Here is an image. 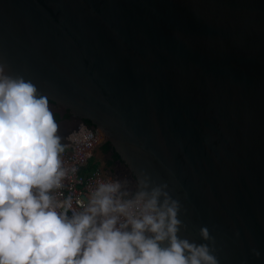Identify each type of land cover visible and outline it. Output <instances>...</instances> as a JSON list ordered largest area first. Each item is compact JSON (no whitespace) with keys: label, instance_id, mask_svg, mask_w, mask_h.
<instances>
[{"label":"water","instance_id":"obj_1","mask_svg":"<svg viewBox=\"0 0 264 264\" xmlns=\"http://www.w3.org/2000/svg\"><path fill=\"white\" fill-rule=\"evenodd\" d=\"M0 64L167 184L178 239L264 264V0H0Z\"/></svg>","mask_w":264,"mask_h":264},{"label":"clouds","instance_id":"obj_2","mask_svg":"<svg viewBox=\"0 0 264 264\" xmlns=\"http://www.w3.org/2000/svg\"><path fill=\"white\" fill-rule=\"evenodd\" d=\"M4 73L0 64V264H218L207 244L177 238L181 205L167 184L147 191L145 176L131 196L129 179H110L79 208L60 199L68 170L48 98ZM200 234L211 239L207 228Z\"/></svg>","mask_w":264,"mask_h":264},{"label":"built area","instance_id":"obj_3","mask_svg":"<svg viewBox=\"0 0 264 264\" xmlns=\"http://www.w3.org/2000/svg\"><path fill=\"white\" fill-rule=\"evenodd\" d=\"M62 144L65 150L61 154V159L63 166L68 170V175L63 181V187L57 190V195L60 199L70 197L74 208H79L80 203H87L90 192L100 181L111 179L123 182L128 179L124 173L115 171L107 174L98 166L88 172L85 170L96 152L105 144L103 133L93 125L78 124L64 138ZM72 169L75 171L73 172ZM131 196H126L125 199ZM68 215L71 216V212Z\"/></svg>","mask_w":264,"mask_h":264},{"label":"flooded vegetation","instance_id":"obj_4","mask_svg":"<svg viewBox=\"0 0 264 264\" xmlns=\"http://www.w3.org/2000/svg\"><path fill=\"white\" fill-rule=\"evenodd\" d=\"M49 108L52 111V113L54 114V118L56 120V122L59 125V129H58V135H63L66 134L68 131H70L71 129H73L75 126H77L80 123H86V124H90L87 121L84 120H80L78 118H75L73 116H71L68 112H66L65 110H63L62 108L58 107L57 105L53 104V103H49ZM91 125V124H90ZM107 144V143H105ZM104 144V145H105ZM99 155L102 154V156H104V158L107 159V161H111L116 163L121 170H123L124 174L128 177V179L130 180V183H128L126 185V189L128 190V192L131 195H135V192L137 190L136 187V180L133 177V175L131 174L130 170L124 165V163L122 162V160L119 158L118 160H114V156H115V151L113 150V148L107 144L104 147L102 146L99 150ZM112 173L115 172L114 170H111ZM119 173L122 174V171H120ZM148 235H151V233H149ZM161 246H163V241L160 242Z\"/></svg>","mask_w":264,"mask_h":264},{"label":"rangeland","instance_id":"obj_5","mask_svg":"<svg viewBox=\"0 0 264 264\" xmlns=\"http://www.w3.org/2000/svg\"><path fill=\"white\" fill-rule=\"evenodd\" d=\"M95 158L99 160L98 167L103 172H106L107 174H109L112 172L111 170H114L116 172L122 171V173H124L123 170H121V168L116 163L111 162L110 160L107 161V159L104 158L102 154L99 155V152H96Z\"/></svg>","mask_w":264,"mask_h":264},{"label":"trees","instance_id":"obj_6","mask_svg":"<svg viewBox=\"0 0 264 264\" xmlns=\"http://www.w3.org/2000/svg\"><path fill=\"white\" fill-rule=\"evenodd\" d=\"M50 103V102H49ZM72 130V129H71ZM70 130V131H71ZM70 131H68V133L66 134V136L69 134V132ZM65 136V137H66ZM64 137V138H65ZM105 145H107V144H105ZM105 145H103V147L105 146ZM119 159V156L117 155V154H115V156H114V160H118ZM98 163H99V160L97 159V158H95V157H93L91 160H90V162L88 163V166H87V168L85 169L87 172L88 171H91V170H94V169H96V167L98 166Z\"/></svg>","mask_w":264,"mask_h":264},{"label":"crops","instance_id":"obj_7","mask_svg":"<svg viewBox=\"0 0 264 264\" xmlns=\"http://www.w3.org/2000/svg\"><path fill=\"white\" fill-rule=\"evenodd\" d=\"M67 133H68V132H67ZM67 133H66V134H67ZM66 134L60 135V137L62 138L61 142H63L64 137L66 136Z\"/></svg>","mask_w":264,"mask_h":264}]
</instances>
